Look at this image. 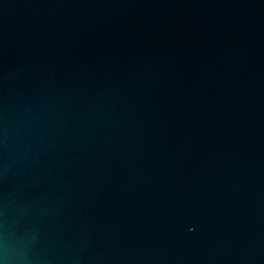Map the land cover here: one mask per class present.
Masks as SVG:
<instances>
[{
  "label": "water",
  "instance_id": "obj_1",
  "mask_svg": "<svg viewBox=\"0 0 264 264\" xmlns=\"http://www.w3.org/2000/svg\"><path fill=\"white\" fill-rule=\"evenodd\" d=\"M0 264H264V0H0Z\"/></svg>",
  "mask_w": 264,
  "mask_h": 264
}]
</instances>
